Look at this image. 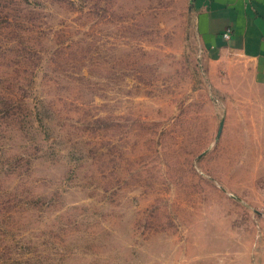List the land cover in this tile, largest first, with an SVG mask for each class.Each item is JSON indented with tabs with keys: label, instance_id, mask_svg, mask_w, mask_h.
Masks as SVG:
<instances>
[{
	"label": "rangeland",
	"instance_id": "374dc122",
	"mask_svg": "<svg viewBox=\"0 0 264 264\" xmlns=\"http://www.w3.org/2000/svg\"><path fill=\"white\" fill-rule=\"evenodd\" d=\"M236 60L194 0H0V264H264Z\"/></svg>",
	"mask_w": 264,
	"mask_h": 264
},
{
	"label": "crops",
	"instance_id": "0c3cea01",
	"mask_svg": "<svg viewBox=\"0 0 264 264\" xmlns=\"http://www.w3.org/2000/svg\"><path fill=\"white\" fill-rule=\"evenodd\" d=\"M196 30L211 53L235 55L264 93V0H194ZM231 29L229 38H225ZM227 68H232L228 63Z\"/></svg>",
	"mask_w": 264,
	"mask_h": 264
},
{
	"label": "built area",
	"instance_id": "2783aa9c",
	"mask_svg": "<svg viewBox=\"0 0 264 264\" xmlns=\"http://www.w3.org/2000/svg\"><path fill=\"white\" fill-rule=\"evenodd\" d=\"M230 34H231V29H228L226 34L224 35L225 38H229Z\"/></svg>",
	"mask_w": 264,
	"mask_h": 264
}]
</instances>
